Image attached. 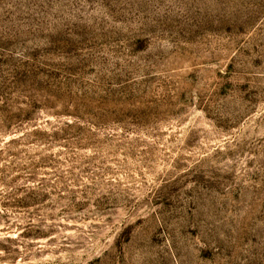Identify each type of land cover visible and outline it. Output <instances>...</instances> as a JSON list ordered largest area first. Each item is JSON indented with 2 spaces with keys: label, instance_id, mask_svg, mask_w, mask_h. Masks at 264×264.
Segmentation results:
<instances>
[{
  "label": "rangeland",
  "instance_id": "1",
  "mask_svg": "<svg viewBox=\"0 0 264 264\" xmlns=\"http://www.w3.org/2000/svg\"><path fill=\"white\" fill-rule=\"evenodd\" d=\"M0 264H264V0H0Z\"/></svg>",
  "mask_w": 264,
  "mask_h": 264
}]
</instances>
